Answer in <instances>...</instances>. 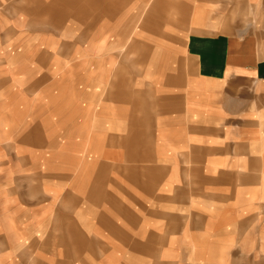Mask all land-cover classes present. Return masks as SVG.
I'll return each mask as SVG.
<instances>
[{
    "label": "crops",
    "instance_id": "0c3cea01",
    "mask_svg": "<svg viewBox=\"0 0 264 264\" xmlns=\"http://www.w3.org/2000/svg\"><path fill=\"white\" fill-rule=\"evenodd\" d=\"M0 264H264V0H0Z\"/></svg>",
    "mask_w": 264,
    "mask_h": 264
}]
</instances>
